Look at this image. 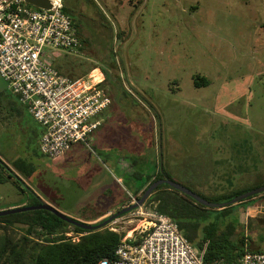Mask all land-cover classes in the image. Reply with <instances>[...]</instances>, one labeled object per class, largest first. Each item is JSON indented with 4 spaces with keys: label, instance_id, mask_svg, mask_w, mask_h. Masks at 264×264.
I'll return each mask as SVG.
<instances>
[{
    "label": "rangeland",
    "instance_id": "rangeland-1",
    "mask_svg": "<svg viewBox=\"0 0 264 264\" xmlns=\"http://www.w3.org/2000/svg\"><path fill=\"white\" fill-rule=\"evenodd\" d=\"M90 1L64 0L77 17L81 48L44 51L54 67L72 75L86 71L95 80L115 60L105 81L110 109L88 144L43 156L40 125L11 112L16 96L0 77V158L35 165L29 178L16 174L24 192L11 180L0 183V210L27 204L33 195L90 224L108 208V215L119 210L135 179H118V164L131 159L148 174L161 163L170 179L216 203L233 190L263 186L264 0ZM196 75L207 82L195 84ZM231 209L219 219L247 223L251 247L258 246L264 199H244ZM132 211L106 226L122 238L137 235L147 223Z\"/></svg>",
    "mask_w": 264,
    "mask_h": 264
},
{
    "label": "built area",
    "instance_id": "built-area-1",
    "mask_svg": "<svg viewBox=\"0 0 264 264\" xmlns=\"http://www.w3.org/2000/svg\"><path fill=\"white\" fill-rule=\"evenodd\" d=\"M50 3L43 9L25 0H0V77L42 128L40 154L53 158L75 142L89 143L111 98L103 79L70 78L47 58L45 48L79 46L64 1ZM133 211L147 224L137 235L122 238L114 255L98 264H203L170 216L143 205ZM218 264H264V253L248 251L236 262Z\"/></svg>",
    "mask_w": 264,
    "mask_h": 264
},
{
    "label": "trees",
    "instance_id": "trees-1",
    "mask_svg": "<svg viewBox=\"0 0 264 264\" xmlns=\"http://www.w3.org/2000/svg\"><path fill=\"white\" fill-rule=\"evenodd\" d=\"M85 1L89 3L88 0ZM63 10L71 17L79 40L77 49H80L84 39L79 33L77 17L73 9L65 3ZM118 35V39L122 37L120 33ZM114 55L115 52L112 51L111 56ZM112 62L115 60L108 62L110 63L108 68L100 67L99 69L104 74L103 87L109 85L105 81L109 83V77L113 74L111 73ZM54 68L60 74L70 78L82 77L86 74V71H82L80 74L72 75L60 66ZM93 68L95 67L90 69ZM194 82L197 85L205 84L207 79L196 75ZM137 163L136 159H131L118 164L121 169V178L123 176V179L129 177L142 181L140 187L134 192L135 200L152 182L163 178L164 175L169 176L164 169H160L158 162H155L154 170L150 174L138 171ZM11 165L0 158V183L11 180L21 192H24L25 189L19 186L21 178L16 174L29 178L35 171V165L22 158H16L11 162ZM250 189L252 188L237 189L217 197L230 200ZM257 195L259 194L246 199ZM31 200L27 204L15 206L36 205L41 201L33 195ZM213 201L217 202V200ZM240 202L242 200L237 203ZM131 203V198H128V202L122 203L119 210ZM232 205L222 207L215 214L212 207L203 206L190 196L164 183L158 185L143 203L144 207L153 208L159 213L166 214L178 224L183 236L197 249L203 264L233 263L248 251L264 253V235H258L257 240L261 242H258V246L251 247L253 238L244 230V227L247 228V223L242 224L239 220H230L225 223L219 219L221 216L230 215ZM104 215L105 213H100L91 223L100 224L109 216ZM99 217L101 218L97 219ZM0 231V264H98L100 259L114 255L123 236V233L111 230L107 226L93 230L82 229L45 209L27 210L0 216ZM70 231L79 234V238L72 240L66 235Z\"/></svg>",
    "mask_w": 264,
    "mask_h": 264
},
{
    "label": "water",
    "instance_id": "water-1",
    "mask_svg": "<svg viewBox=\"0 0 264 264\" xmlns=\"http://www.w3.org/2000/svg\"><path fill=\"white\" fill-rule=\"evenodd\" d=\"M25 1L28 4L33 5L35 7H38V8L48 9L51 7L50 0H25ZM160 169H161V163H160ZM163 183L171 186L172 188H174V189H176V190H178V191H180V192H182L188 196H190L191 198H193L195 201H197L201 205L206 206V207H212V208H215V207L222 208V207L227 206L229 204H234V203H237L241 200H244L247 197H250L252 195L264 192V185H263L261 187H256L254 189H250L248 191H245V192H243V193H241V194H239V195H237V196L233 197L232 199L227 200L225 202L216 203V202H212V201H209V200L201 197L199 194L195 193L190 188H188V187H186V186H184V185H182L176 181H173L167 175H164L163 178L152 182L143 191L142 195L137 200H135L130 205H127V206L121 208L120 210L116 211L115 213H112L100 224L95 225V224H89V223H83V222L76 221V220L64 215L63 213L59 212L56 208H54L53 206H51V205H49L43 201H40L39 204H36V205L16 206V207H10L7 209L0 210V216L12 214V213H17V212H22V211H27V210L45 209V210L51 211L60 219L66 221L70 224L76 225L82 229H86V230L98 229L100 227L106 226L109 222L116 220L117 218H119L123 214L130 212V211L138 208L139 206H142L144 201L146 200V198L150 195V193L158 185L163 184Z\"/></svg>",
    "mask_w": 264,
    "mask_h": 264
},
{
    "label": "crops",
    "instance_id": "crops-1",
    "mask_svg": "<svg viewBox=\"0 0 264 264\" xmlns=\"http://www.w3.org/2000/svg\"><path fill=\"white\" fill-rule=\"evenodd\" d=\"M110 106H111V104H110ZM110 106H109V108L107 109V110H105L102 114H101V117H102V115L105 113V112H107L109 109H110ZM10 108H11V112L12 113H14L15 115H17V116H22V117H24L25 116V114H27V116L29 117V118H31L33 121H34V119L32 118V116H31V114L28 112V110L25 108V107H23V106H21L20 104H19V102L17 101V98H16V104H11V106H10ZM102 120H101V123H102V121H103V118H101ZM101 123H100V125L98 126V128L95 130V131H97L98 129H99V127L101 126ZM41 132H42V128L39 126V131H38V134H36L37 135V141L39 142V138H40V135H41ZM39 144V143H38ZM118 179H121V177L120 178H118ZM141 183H142V181L141 180H135L134 182H133V185H132V188H131V190L130 191H127L125 194H127V196L125 197V199H120L119 200V206L118 207H120L121 205H122V203H127V201H128V198H131V199H134V192L136 191V189L138 188V187H140V185H141ZM261 198V199H264V194L263 193H261V194H259L258 196H256V198ZM253 198H255V197H253ZM20 203L21 202H19L18 204H15V205H20ZM22 204V203H21ZM15 205H10V206H8V207H16ZM111 212H113L111 209H106V210H104V212H102V213H105V215L104 216H106V215H108L109 213H111ZM103 217V216H102ZM101 217H99V218H97V219H100ZM261 219V218H260ZM263 220H264V218H263Z\"/></svg>",
    "mask_w": 264,
    "mask_h": 264
},
{
    "label": "bare ground",
    "instance_id": "bare-ground-1",
    "mask_svg": "<svg viewBox=\"0 0 264 264\" xmlns=\"http://www.w3.org/2000/svg\"><path fill=\"white\" fill-rule=\"evenodd\" d=\"M95 80V79H94Z\"/></svg>",
    "mask_w": 264,
    "mask_h": 264
}]
</instances>
